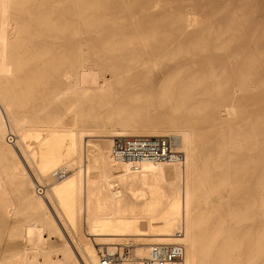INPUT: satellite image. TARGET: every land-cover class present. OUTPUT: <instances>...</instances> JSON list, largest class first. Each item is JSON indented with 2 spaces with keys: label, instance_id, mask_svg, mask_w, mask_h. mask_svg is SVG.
Returning a JSON list of instances; mask_svg holds the SVG:
<instances>
[{
  "label": "bare ground",
  "instance_id": "bare-ground-1",
  "mask_svg": "<svg viewBox=\"0 0 264 264\" xmlns=\"http://www.w3.org/2000/svg\"><path fill=\"white\" fill-rule=\"evenodd\" d=\"M262 100L264 0H0V264H264ZM139 135L182 159L118 158Z\"/></svg>",
  "mask_w": 264,
  "mask_h": 264
},
{
  "label": "built area",
  "instance_id": "built-area-1",
  "mask_svg": "<svg viewBox=\"0 0 264 264\" xmlns=\"http://www.w3.org/2000/svg\"><path fill=\"white\" fill-rule=\"evenodd\" d=\"M115 153L118 158L134 165L147 160H181L183 155L173 146L171 138L165 135L123 137L117 140ZM39 191L44 193L41 187ZM101 258L102 264H181L184 258V247L180 242L154 243L149 257L137 259L130 255L128 246H124L121 250H104Z\"/></svg>",
  "mask_w": 264,
  "mask_h": 264
},
{
  "label": "rangeland",
  "instance_id": "rangeland-1",
  "mask_svg": "<svg viewBox=\"0 0 264 264\" xmlns=\"http://www.w3.org/2000/svg\"><path fill=\"white\" fill-rule=\"evenodd\" d=\"M142 2H144V0H142ZM164 68V67H163ZM175 69V68H174ZM173 69V67L172 68H169V70L170 71H173L174 70ZM155 70V74H158V75H160L159 73H161V72H164L165 70L164 69H159L158 67L157 68H155L154 69ZM258 108H260L261 110H263L264 109V101L262 100L261 101V103L258 105ZM223 128H218L217 129V131H218V134L221 132V130H222ZM165 133H167V132H164L163 134H165ZM96 140H102V138H96ZM24 163H25V165H26V168L30 171V173H32V171H33V169L30 167V166H28L27 165V163L24 161ZM52 180H54L53 178H51V180H49V181H47L46 183H49V182H51ZM45 183V182H44ZM115 184V186H114V188H118V187H120V184H118V183H114ZM50 205V204H49ZM52 206H53V204H52ZM51 205H50V210L52 211V213L54 214V216H56V218L58 219V223L60 224V226L64 229V226L62 225V223H61V221L59 220V218L57 217V206L55 207V205L52 207ZM78 231H77V233L78 234H80L81 236H86L85 234H84V225H82L80 228H78L77 229ZM71 234L73 235V232L71 231ZM71 236V235H70ZM85 238V237H84ZM70 239V238H69ZM53 243H54V245H59L60 243H61V241H60V239L59 238H57V237H53ZM125 243V244H124ZM124 243H122V244H118L117 246L118 247H124V246H129L130 248H133L134 246H133V243L132 242H124ZM14 248H15V246H14ZM247 248H245L244 250H246ZM116 250H118V249H116ZM116 250H114V251H116ZM121 250V249H120ZM236 259H239L240 261H242L241 263L242 264H244V257H237ZM263 260H264V257H263Z\"/></svg>",
  "mask_w": 264,
  "mask_h": 264
}]
</instances>
